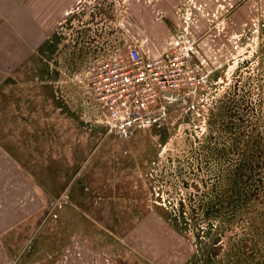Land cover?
<instances>
[{"label":"rangeland","instance_id":"obj_1","mask_svg":"<svg viewBox=\"0 0 264 264\" xmlns=\"http://www.w3.org/2000/svg\"><path fill=\"white\" fill-rule=\"evenodd\" d=\"M129 1L64 3L37 47L0 14V264H264V0H193L202 84L110 128L80 79Z\"/></svg>","mask_w":264,"mask_h":264},{"label":"built area","instance_id":"obj_2","mask_svg":"<svg viewBox=\"0 0 264 264\" xmlns=\"http://www.w3.org/2000/svg\"><path fill=\"white\" fill-rule=\"evenodd\" d=\"M116 5L123 14L126 10L123 0ZM191 9L197 12L201 6L188 0L174 8L175 12L185 13L183 26L177 36L155 48L153 55L144 54L142 43L146 39H138L131 33L123 50L100 57L81 73L82 91L91 99L105 125L123 127L145 120L161 97L202 84L204 74L194 62V40L186 38L188 28L196 24ZM118 23L122 24V18Z\"/></svg>","mask_w":264,"mask_h":264},{"label":"crops","instance_id":"obj_3","mask_svg":"<svg viewBox=\"0 0 264 264\" xmlns=\"http://www.w3.org/2000/svg\"><path fill=\"white\" fill-rule=\"evenodd\" d=\"M75 0H35L34 4L28 0H0V14L5 12L12 14L13 21L20 20L19 29H32L34 31V46L42 45L44 31L48 29V23L44 21L43 16L47 13H57L58 8L64 3L66 5L73 4ZM200 3L210 6L212 0H199ZM176 0H160L146 1V0H131L129 1L130 23L132 24V33L136 34L138 39L145 38L142 43V48L145 55H153L155 48L163 45L168 39L178 35L180 27L176 25V19L172 16L170 10L171 6ZM6 4V8L5 5ZM202 4V5H203ZM113 7V6H112ZM115 8V7H114ZM157 11H165L168 13L160 18H154ZM11 21V20H9ZM13 24V23H12ZM200 25L197 22L194 26L188 28L186 38L194 40V62L199 64L200 71L205 74V69L202 61L201 48L202 40L198 37V29ZM126 39L125 42H127ZM25 45H30L27 40Z\"/></svg>","mask_w":264,"mask_h":264}]
</instances>
